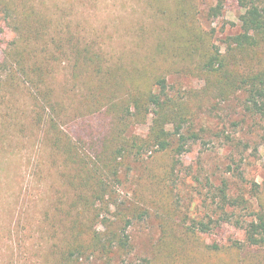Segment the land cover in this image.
<instances>
[{
	"label": "trees",
	"instance_id": "obj_1",
	"mask_svg": "<svg viewBox=\"0 0 264 264\" xmlns=\"http://www.w3.org/2000/svg\"><path fill=\"white\" fill-rule=\"evenodd\" d=\"M236 3L241 10L239 33L226 38L225 52L212 44L214 31H200L191 16L181 25L186 34L174 35L176 42L163 60L165 43L154 46L149 55L160 61L127 72L80 24L67 20L64 9L48 7L42 0H0V30L3 25L12 35L0 59V100L16 92L27 102L26 112L15 100L1 109L0 153H10L8 147L18 138L32 142L34 152L56 168L71 193L60 227L48 210L44 213L47 261L150 264L127 260L128 228L145 212L121 201L117 193L133 177L132 162L146 155H165L168 160L159 174L144 170L148 180L154 185L175 182L180 156L189 141L199 138L192 132L194 96L173 91L168 75L202 76L205 98L225 101L244 94L245 112L264 122V0ZM221 6L210 15L218 16ZM61 66L66 71L62 93L55 87L56 68ZM135 125L147 126L146 134H130ZM261 132L264 140V126ZM219 194L222 205L243 204L222 189ZM251 215L244 226V244L264 246V206ZM194 228L209 230L202 223Z\"/></svg>",
	"mask_w": 264,
	"mask_h": 264
},
{
	"label": "rangeland",
	"instance_id": "obj_2",
	"mask_svg": "<svg viewBox=\"0 0 264 264\" xmlns=\"http://www.w3.org/2000/svg\"><path fill=\"white\" fill-rule=\"evenodd\" d=\"M46 6L64 9V17L80 24L112 60L122 61L127 72L138 64L160 61L149 55L154 46L165 43L164 59L184 35L182 23L192 16L200 31H214L212 44L226 51L225 41L239 33L241 10L236 0H42ZM221 3L218 16L210 10ZM12 38L8 28L0 30V59ZM174 41V42H173ZM56 68L55 87L62 93L66 71ZM194 73L167 76L173 91L193 95L192 127L199 138L189 141L176 181L154 185L144 170H165V155H146L132 162L130 183L117 193L120 200L137 204L145 215L128 228L131 250L127 260L150 264H264V246L244 244V226L252 213L264 206V122L245 112L244 94L225 101L202 95L204 80ZM11 95V96H10ZM0 100V112L15 100L26 104L16 92ZM26 112V111H25ZM147 126L135 125L130 134L145 135ZM17 139L0 153V264H52L43 240V216L49 211L60 227L71 193L59 173L33 143ZM37 144H35L36 150ZM8 151V152H9ZM40 165L36 167L35 165ZM243 202L227 207L219 191ZM230 218V219H229ZM226 219H229L227 221ZM225 220V221H224ZM219 222V225H216ZM208 226L201 233L194 224ZM200 228L199 226H197ZM21 246L18 245V241ZM119 261V260H118ZM117 262V261H116ZM101 264V262L91 263ZM112 264H116L113 262Z\"/></svg>",
	"mask_w": 264,
	"mask_h": 264
}]
</instances>
